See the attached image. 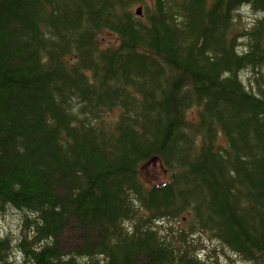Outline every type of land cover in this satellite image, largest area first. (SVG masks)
Masks as SVG:
<instances>
[{
	"label": "trees",
	"instance_id": "16d2710c",
	"mask_svg": "<svg viewBox=\"0 0 264 264\" xmlns=\"http://www.w3.org/2000/svg\"><path fill=\"white\" fill-rule=\"evenodd\" d=\"M137 3L0 0V207L30 214L0 264H264V0ZM187 212L225 261L161 224Z\"/></svg>",
	"mask_w": 264,
	"mask_h": 264
},
{
	"label": "rangeland",
	"instance_id": "374dc122",
	"mask_svg": "<svg viewBox=\"0 0 264 264\" xmlns=\"http://www.w3.org/2000/svg\"><path fill=\"white\" fill-rule=\"evenodd\" d=\"M153 4L154 0H147V4H135L133 10L136 12L139 7H143L144 11L146 6L152 7ZM238 13L239 19L237 21L236 27L241 29V31L243 30L244 26L250 27L256 22L257 19L262 17L261 13H256L248 6L241 7ZM141 18H144V13ZM106 37L107 40L102 41L104 44H109L110 40L114 41V37L112 35L107 34ZM261 71L264 73V67ZM239 76L247 86H250L254 81L251 70H243ZM198 111V107H193L189 110L188 115L190 121H198ZM219 143L221 147H226V140L222 135ZM142 179L146 186H151L153 183L168 180L169 175L160 163H154L145 167ZM26 216H30V214L13 206H6L4 209L0 207V236L10 239L12 244V254L19 258V261H22V259L20 258L18 244L23 238L28 237L25 234L23 228V222ZM191 216L192 214L187 212L181 215V219H166L162 221L161 224L165 228L169 225H172L174 229L185 230L189 240L194 243L196 252L202 256V258L206 259L208 256H211L212 259L218 257V259L225 261L226 256L224 253L229 255L231 253L227 249L223 250L220 242L216 238L212 237L208 233L200 232L198 226ZM65 236L62 237L60 242V248L62 251L70 254L75 252L74 250L76 249L82 250L79 245L83 241L79 235V232L74 234L72 229H67L65 231ZM93 258L95 259L96 257Z\"/></svg>",
	"mask_w": 264,
	"mask_h": 264
},
{
	"label": "water",
	"instance_id": "95a60500",
	"mask_svg": "<svg viewBox=\"0 0 264 264\" xmlns=\"http://www.w3.org/2000/svg\"><path fill=\"white\" fill-rule=\"evenodd\" d=\"M142 14V7L137 9V15H141Z\"/></svg>",
	"mask_w": 264,
	"mask_h": 264
},
{
	"label": "bare ground",
	"instance_id": "6f19581e",
	"mask_svg": "<svg viewBox=\"0 0 264 264\" xmlns=\"http://www.w3.org/2000/svg\"><path fill=\"white\" fill-rule=\"evenodd\" d=\"M3 215V214H2ZM23 215V214H22ZM4 225V224H3ZM6 228V227H5Z\"/></svg>",
	"mask_w": 264,
	"mask_h": 264
}]
</instances>
